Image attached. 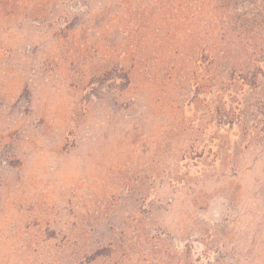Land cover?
Segmentation results:
<instances>
[{
	"label": "rangeland",
	"instance_id": "1",
	"mask_svg": "<svg viewBox=\"0 0 264 264\" xmlns=\"http://www.w3.org/2000/svg\"><path fill=\"white\" fill-rule=\"evenodd\" d=\"M0 264H264V0H0Z\"/></svg>",
	"mask_w": 264,
	"mask_h": 264
}]
</instances>
